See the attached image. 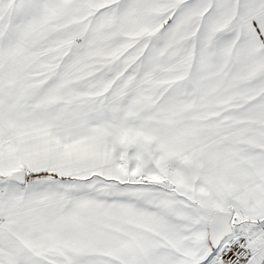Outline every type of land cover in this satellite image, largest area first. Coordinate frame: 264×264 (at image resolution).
<instances>
[{"label":"snow or ice","instance_id":"obj_1","mask_svg":"<svg viewBox=\"0 0 264 264\" xmlns=\"http://www.w3.org/2000/svg\"><path fill=\"white\" fill-rule=\"evenodd\" d=\"M0 264H264V0H0Z\"/></svg>","mask_w":264,"mask_h":264}]
</instances>
